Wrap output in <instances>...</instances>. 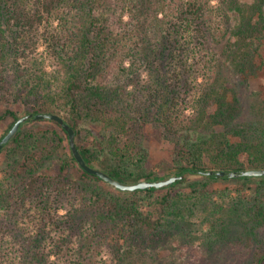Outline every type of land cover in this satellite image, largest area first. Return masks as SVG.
<instances>
[{"label": "trees", "instance_id": "obj_1", "mask_svg": "<svg viewBox=\"0 0 264 264\" xmlns=\"http://www.w3.org/2000/svg\"><path fill=\"white\" fill-rule=\"evenodd\" d=\"M238 3L0 0V140L55 112L122 182L184 176L115 187L59 122L30 118L0 151V264H155L176 231H204L205 251L224 254L214 264H264V175L228 174L264 169V85L251 84L264 19ZM150 139L170 161L152 162Z\"/></svg>", "mask_w": 264, "mask_h": 264}, {"label": "rangeland", "instance_id": "obj_2", "mask_svg": "<svg viewBox=\"0 0 264 264\" xmlns=\"http://www.w3.org/2000/svg\"><path fill=\"white\" fill-rule=\"evenodd\" d=\"M219 0H213L214 3H218ZM239 5L242 7L244 11V15L251 19L253 22L259 21V19H264V5L262 9L254 8L253 5L256 3V0H238ZM237 8H233L231 11L233 12V16L237 22ZM235 19L233 22H235ZM239 21V20H238ZM262 54L264 56V44L262 46ZM51 68V67H50ZM147 77V74H144ZM251 84L253 89H259L264 85V68L260 72L258 76H254L251 78ZM39 124H53L49 120H41ZM97 129V128H96ZM147 144L151 147L157 148L153 149V153L155 155L153 163L157 162H167L171 160V156L169 154L168 149L158 148L156 145L155 139H150L147 141ZM187 178L190 181H194L197 179H201V174H188ZM208 225L203 226V230H206ZM206 236L204 235V231H198L196 237L194 239L189 240L185 235H179L178 231H176L175 237L168 241L163 248L160 249V252L157 254V261L155 264H184L187 260L190 262H195V264H214L217 263V259L224 257V254H221L218 258L217 256H213L205 251L204 245L206 243ZM222 250V249H220ZM224 259V258H223ZM225 260V259H224Z\"/></svg>", "mask_w": 264, "mask_h": 264}, {"label": "water", "instance_id": "obj_3", "mask_svg": "<svg viewBox=\"0 0 264 264\" xmlns=\"http://www.w3.org/2000/svg\"><path fill=\"white\" fill-rule=\"evenodd\" d=\"M30 118H35L37 120L43 119H50L59 122L65 130L68 132L70 146L72 148L73 154L76 157L79 164L86 169L89 173L96 174L100 176L105 181L109 182L110 184L114 185L115 187L121 188L123 190H136V189H145L150 187H165L173 184L174 182L178 181L180 178H183V175H173L166 179L160 180H141L135 183H126L118 180L117 178L110 175L105 170L92 166L91 164L87 163L84 156L82 155L79 147L76 143V131L75 129L65 120L63 116L55 112H39V113H29L22 117H20L12 126V128L8 131V133L0 140V151L8 143L19 131L23 122L27 121ZM215 171L209 170L206 171L207 174H213ZM218 176H225L227 174L226 170H218L216 172ZM232 177H236L239 175H248V176H262L264 175V169H245L241 172L238 171H230L228 173Z\"/></svg>", "mask_w": 264, "mask_h": 264}]
</instances>
